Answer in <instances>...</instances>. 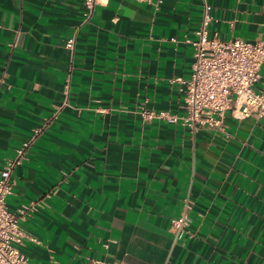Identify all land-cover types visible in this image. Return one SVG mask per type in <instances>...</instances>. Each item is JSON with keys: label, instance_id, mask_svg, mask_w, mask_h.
<instances>
[{"label": "crops", "instance_id": "crops-1", "mask_svg": "<svg viewBox=\"0 0 264 264\" xmlns=\"http://www.w3.org/2000/svg\"><path fill=\"white\" fill-rule=\"evenodd\" d=\"M206 1L210 35L264 37V0ZM83 9L0 0V168L41 128L6 197L12 211L32 206L29 260L264 264V117L226 112L224 128L193 131L139 113H183L171 80L190 76L184 38L202 0H97L86 23ZM187 205L191 236L175 240L170 220Z\"/></svg>", "mask_w": 264, "mask_h": 264}, {"label": "built area", "instance_id": "built-area-1", "mask_svg": "<svg viewBox=\"0 0 264 264\" xmlns=\"http://www.w3.org/2000/svg\"><path fill=\"white\" fill-rule=\"evenodd\" d=\"M133 1L152 3L155 8L161 3V0ZM96 3L97 0H83L81 23L89 21ZM210 11L211 5L202 0L199 25L193 37L184 38L194 50L189 78L171 80L178 83L183 113L146 110L142 107L139 111L142 119H164L180 123L194 131L202 126L224 128L223 118L226 112L236 120H242L251 114L264 117V77L260 74L264 63V37L248 41L241 38L224 40L216 34L210 35ZM74 40L75 34H72L65 40L64 46L72 49ZM258 83L261 85L256 88ZM40 131L41 128L34 129L31 136L14 149L0 168V264H33L23 251L24 238L35 243H39V240L28 236L21 227V220L28 215L32 206L12 211L7 206L6 197L14 185L12 173L15 167L23 162ZM189 208L187 205L178 217L170 220V230L175 240L185 234L191 236L187 229ZM88 264L128 263L122 260L91 259Z\"/></svg>", "mask_w": 264, "mask_h": 264}]
</instances>
